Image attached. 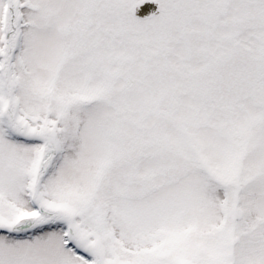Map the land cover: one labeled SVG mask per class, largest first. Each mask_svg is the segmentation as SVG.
<instances>
[{
  "label": "snow or ice",
  "instance_id": "6c2138e0",
  "mask_svg": "<svg viewBox=\"0 0 264 264\" xmlns=\"http://www.w3.org/2000/svg\"><path fill=\"white\" fill-rule=\"evenodd\" d=\"M0 264H264V0H0Z\"/></svg>",
  "mask_w": 264,
  "mask_h": 264
},
{
  "label": "water",
  "instance_id": "95a60500",
  "mask_svg": "<svg viewBox=\"0 0 264 264\" xmlns=\"http://www.w3.org/2000/svg\"><path fill=\"white\" fill-rule=\"evenodd\" d=\"M156 6H153V8H155Z\"/></svg>",
  "mask_w": 264,
  "mask_h": 264
}]
</instances>
